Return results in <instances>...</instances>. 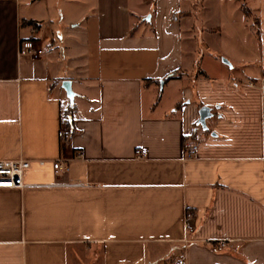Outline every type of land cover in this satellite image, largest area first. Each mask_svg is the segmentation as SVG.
I'll use <instances>...</instances> for the list:
<instances>
[{
	"label": "crops",
	"instance_id": "obj_1",
	"mask_svg": "<svg viewBox=\"0 0 264 264\" xmlns=\"http://www.w3.org/2000/svg\"><path fill=\"white\" fill-rule=\"evenodd\" d=\"M17 159L35 185L0 188V264H264V0H0Z\"/></svg>",
	"mask_w": 264,
	"mask_h": 264
},
{
	"label": "built area",
	"instance_id": "obj_2",
	"mask_svg": "<svg viewBox=\"0 0 264 264\" xmlns=\"http://www.w3.org/2000/svg\"><path fill=\"white\" fill-rule=\"evenodd\" d=\"M40 49L38 46L34 44L32 40L23 39L18 43V53L24 54L30 57H35L39 54ZM57 137L59 142L61 143L64 138V132L59 129L57 132ZM198 148V144L193 141L184 140L181 145V151L184 158H190L196 152ZM146 155L145 149L135 148L133 150V156L135 158H143ZM37 163L42 165L44 163L43 160H38ZM52 170L57 173L58 171H65L66 164L64 163L61 157L50 162ZM30 165L29 160L17 159V160H8V161H0V188H22L24 186H30L35 184H25L22 182V173L25 169H27ZM59 185H64V183H60ZM190 213H185V220L190 218ZM224 246L222 241H218L215 244V249L220 250ZM171 264H184L182 258L174 259Z\"/></svg>",
	"mask_w": 264,
	"mask_h": 264
},
{
	"label": "water",
	"instance_id": "obj_3",
	"mask_svg": "<svg viewBox=\"0 0 264 264\" xmlns=\"http://www.w3.org/2000/svg\"><path fill=\"white\" fill-rule=\"evenodd\" d=\"M61 87L63 88L66 97L71 102L72 101L73 93L70 90L69 81L68 80H63L61 82ZM197 114H198V118H197V122L196 123L201 128H205L204 120H205V118H208L211 115L210 112H209V108L206 107V106H200L198 108V110H197Z\"/></svg>",
	"mask_w": 264,
	"mask_h": 264
},
{
	"label": "rangeland",
	"instance_id": "obj_4",
	"mask_svg": "<svg viewBox=\"0 0 264 264\" xmlns=\"http://www.w3.org/2000/svg\"><path fill=\"white\" fill-rule=\"evenodd\" d=\"M247 22H248V19H247V17H246V25H245L246 36H245V39H244V44L246 45V48H247V44H248V42H249V38H250V37H253V35H254V31H255V30H253V27H254L253 23L248 24ZM251 29H252V31H251ZM249 53H250V51H249ZM251 53H252V52H251ZM250 55H251V54H250ZM247 68H248V66H246L245 68H242V70H243V71H246Z\"/></svg>",
	"mask_w": 264,
	"mask_h": 264
},
{
	"label": "trees",
	"instance_id": "obj_5",
	"mask_svg": "<svg viewBox=\"0 0 264 264\" xmlns=\"http://www.w3.org/2000/svg\"><path fill=\"white\" fill-rule=\"evenodd\" d=\"M241 7L243 8V10L245 11V13H246V15L247 16H250V12H249V10L243 5V4H241ZM22 25L24 24V25H28L29 27H30V29L31 30H35L37 27H38V24L37 23H35L34 21H31V20H23L22 22ZM29 40H30V38H28ZM170 76H166V77H164L163 79L164 80H167L168 78H169Z\"/></svg>",
	"mask_w": 264,
	"mask_h": 264
}]
</instances>
